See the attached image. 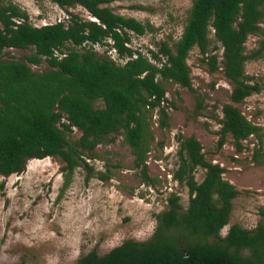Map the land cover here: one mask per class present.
<instances>
[{"label": "trees", "instance_id": "obj_1", "mask_svg": "<svg viewBox=\"0 0 264 264\" xmlns=\"http://www.w3.org/2000/svg\"><path fill=\"white\" fill-rule=\"evenodd\" d=\"M50 1L67 12L81 7L91 19L69 12L67 22L36 27L26 11L0 0V54L34 51L27 62L0 60V177L23 173L30 161L54 158L61 164L63 192L79 169L87 182L96 176L109 180L92 162L100 146L121 134L133 156L132 169L143 184L154 186L159 180L148 167L156 140L151 115L159 110L161 128L168 126L166 83L194 93L188 61L195 49L211 73L222 70L232 88L230 103L222 109L219 148L231 138L241 153L244 143L258 135L259 127L240 105L262 92L246 72L256 58L247 54L246 45L262 29L264 0H193L180 39L173 46L159 43L149 56L129 46L131 33L144 36L154 27L110 7L130 0ZM212 35L220 47H212ZM108 41L125 64L95 50ZM221 50L222 55L215 53ZM44 61L51 67L44 73L29 65ZM204 102L197 100L196 119ZM75 130L81 136L74 140ZM199 169L205 171L202 182L196 178ZM224 174L221 165L207 160L197 138L181 137L173 177L188 189V207L172 193L166 210L156 215L158 225L149 240L130 239L104 255L95 250L76 264H264V221L253 230L233 225L222 236L239 195Z\"/></svg>", "mask_w": 264, "mask_h": 264}, {"label": "rangeland", "instance_id": "obj_2", "mask_svg": "<svg viewBox=\"0 0 264 264\" xmlns=\"http://www.w3.org/2000/svg\"><path fill=\"white\" fill-rule=\"evenodd\" d=\"M6 1L26 11L36 27L67 22L69 12L91 19L81 7L67 12L50 0ZM192 6L193 0H130L110 5L115 13L154 27L153 32L144 36L131 33L129 46L146 55L150 50L157 51L163 41L173 46L180 39ZM261 27L260 33L247 42V54L256 58L247 63L246 72L253 83L262 87V92L240 105L259 132L244 143L243 152H237L231 138L219 148L222 109L230 103L232 88L222 70L211 73L195 49L188 61L194 93L166 83L168 126L161 128L159 110L151 115L156 140L148 167L152 178L159 181L154 186L141 182L139 173L132 169L133 156L121 134H115L111 142L100 146L98 159L92 162L97 172L111 177L106 181L96 176L87 182L85 171L79 169L63 192L64 178L56 159L28 162L23 173L0 177V264H76L95 250L104 255L127 240H149L158 225L156 215L166 210L172 193L181 197L185 209L189 205L188 189L173 177L181 137L197 138L207 160L221 165L225 169L224 178L239 192L230 224L223 229L222 236L233 225L253 230L264 221V24ZM212 40V47L221 46L214 35ZM107 43L94 48L100 55L125 64L126 60L112 49V42ZM215 53L222 55L223 51ZM32 54V50L6 49L0 60L27 62L26 58ZM29 65L36 73L51 69L45 61L39 66ZM198 99L205 101V109L196 119ZM80 136L81 132L75 130L74 140ZM204 176V170L196 172L199 182Z\"/></svg>", "mask_w": 264, "mask_h": 264}, {"label": "water", "instance_id": "obj_3", "mask_svg": "<svg viewBox=\"0 0 264 264\" xmlns=\"http://www.w3.org/2000/svg\"><path fill=\"white\" fill-rule=\"evenodd\" d=\"M93 20V19H92Z\"/></svg>", "mask_w": 264, "mask_h": 264}]
</instances>
